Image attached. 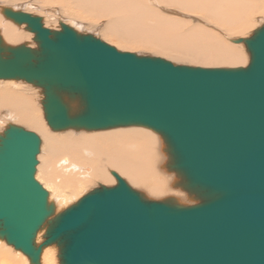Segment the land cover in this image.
<instances>
[{"label":"water","instance_id":"obj_1","mask_svg":"<svg viewBox=\"0 0 264 264\" xmlns=\"http://www.w3.org/2000/svg\"><path fill=\"white\" fill-rule=\"evenodd\" d=\"M3 14L36 46L0 38V79L40 87L50 129L147 127L199 200H150L113 172L115 185L55 214L35 178L40 138L13 124L0 134V237L32 264L50 244L60 264H264V23L235 40L246 66L200 67L121 51L63 23L51 30L28 12Z\"/></svg>","mask_w":264,"mask_h":264},{"label":"bare ground","instance_id":"obj_2","mask_svg":"<svg viewBox=\"0 0 264 264\" xmlns=\"http://www.w3.org/2000/svg\"><path fill=\"white\" fill-rule=\"evenodd\" d=\"M24 1L25 5L29 4ZM35 1L44 7L41 9L45 16L41 20L45 27L51 28L47 18L53 14L49 13L60 12L48 8L49 5H58L67 17L61 12L56 14L59 23L56 30L63 23L81 33L87 28L86 22L93 31L100 30L103 38L96 37L118 50L150 51L153 56L175 64L200 67H244L250 54L243 42L235 40L244 30L264 21V0H34L30 3L39 8ZM18 2L17 6L11 4L12 0H0V38L5 45L25 44L34 48L33 34L24 32L25 24H17L3 14V9L9 8L35 15ZM101 18L105 22L94 25ZM28 85L37 92L41 89L25 81L0 79V127L3 126L4 132L6 126L21 123L39 134L36 178L47 190L55 214L68 203L76 202L91 184H95L93 188L97 184L98 187L115 185L113 172L147 199H172L182 205L198 202L183 187L180 175L169 168V154L159 133L142 126L52 130L44 119L43 100L38 99L39 93L27 92L24 86ZM71 109L77 110V100L71 101ZM44 228L45 224L37 232L35 243L43 240ZM10 247L0 237V264H32L25 254L17 249L13 252ZM58 253L56 244L43 247L39 264H60Z\"/></svg>","mask_w":264,"mask_h":264},{"label":"rangeland","instance_id":"obj_3","mask_svg":"<svg viewBox=\"0 0 264 264\" xmlns=\"http://www.w3.org/2000/svg\"><path fill=\"white\" fill-rule=\"evenodd\" d=\"M13 1L14 0H12V3L11 4H14V3H16L15 5H17V4H19V2H18V0H16V1H14V3H13ZM19 1H21L20 2V4H23V5H25V1H24V3H23V0H19ZM33 1L34 0H27L26 2H27V4H28V2H29V4L28 5H25L24 6V9H26V11H29V8H30V11H31V13H34L35 15H38V16H40L41 18H43V16H45L44 14H42V9L41 8H44L38 1L36 2H34V3H36L35 5H38V7L40 8H35V7H33V5H31L30 3H33ZM18 6V5H17ZM26 6L28 7V9L26 8ZM41 6V7H40ZM58 5H56V7L54 6V5H49V7L48 8H50V9H54V10H56L57 12H61L62 13V15H64V17L66 18L67 16H65V15H67L66 13H63L62 12V10L60 9V7H57ZM55 7V8H54ZM59 10V11H58ZM29 11V12H30ZM44 11V10H43ZM45 11H47V12H49L48 10H45ZM60 12L59 13H55V12H53V13H49V14H53L52 16H50L48 13V15H49V17L47 18L48 20H47V24L48 25H50V22H51V28H53V30H56V29H58L59 28V26H57V24L59 25V23L57 22L58 21V19H56V17L58 16V15H56V14H59V15H61L60 14ZM55 15V16H54ZM69 16V15H68ZM105 20L106 19H104V18H101L100 20H96V21H94V25H96L97 24V26H101V24L102 23H104L105 22ZM87 21V20H86ZM54 25H53V24ZM262 23H264V21H262ZM262 23H260L261 25H262ZM260 24H257V25H254L253 27H250L249 28V30L248 29H246V30H244L243 31V35H239V36H237V37H239V38H242V37H250V35L255 31V29L254 28H258V27H260ZM47 25V26H48ZM259 25V26H258ZM89 24H87L86 22H85V27H87L86 29H84V31L83 30H81L80 32L82 33V34H85V33H90V34H92V35H94V36H98V37H100V38H103L102 36H100V34H99V32H100V30L99 29H97V30H99V32L97 31H93V27L92 26H89ZM92 27V28H91ZM95 28H96V26H94ZM24 28H25V25H24ZM48 28L49 29H51L50 28V26H48ZM91 28V29H90ZM94 28V30H96ZM256 28V29H257ZM89 29H90V31H89ZM214 30H216V29H214ZM254 30V31H253ZM24 32L25 33H31V32H29L28 30H26V28L24 29ZM251 32V33H250ZM95 33L97 34V35H95ZM247 34H250L249 36L247 35ZM31 42H33V43H35L34 42V40H33V38L31 39ZM234 43V42H233ZM116 45V44H115ZM120 48V47H119ZM134 53H138V54H148V55H152V52H150V51H145V50H139V49H135V50H132ZM246 51V50H245ZM130 52V51H129ZM149 52V53H148ZM151 53V54H150ZM248 52L246 51V53L245 54H247ZM153 56V55H152ZM248 56V55H247ZM159 57V56H158ZM163 58V57H162ZM249 58V57H248ZM249 59H247V61H248ZM170 61V60H169ZM172 62V61H171ZM174 63V62H173ZM176 64H178V63H176ZM181 64H183V65H190L189 63H181ZM248 64V62L246 63V64H244V65H242V66H246ZM190 66H196V65H194V64H191ZM21 82L22 80H15L14 79V83L15 82ZM24 88L26 89V91L27 92H31V93H33V94H35V95H37L38 93H39V95H38V99L39 100H43L44 99V95H43V90L42 89H40V91L39 92H37V90H36V88H33V87H30L29 85L26 87V86H24ZM37 93H36V92ZM41 115H42V112H41ZM45 123V122H44ZM17 125H19V126H22V127H24V128H26V129H28L27 127H25V125L24 124H21V123H16ZM21 124V125H20ZM3 126L1 125V127H0V133H2L3 132V128H2ZM7 128V126L5 127V129ZM49 129V128H48ZM28 130H31V129H28ZM31 131H33V130H31ZM35 132V131H34ZM38 136H39V134L37 133V132H35ZM39 138H40V136H39ZM41 139V138H40ZM35 178H36V171H35ZM36 180L43 186V184H42V182H40L37 178H36ZM94 185L95 184H91L88 188L86 187L83 191L85 192H82L81 194H80V196H82V195H84V194H86L89 190H91V188L92 189H94L93 187H94ZM98 185H100V184H97V186L95 187V188H97L98 187ZM45 189V188H44ZM87 189V190H86ZM139 191V190H138ZM151 200V199H150ZM154 200V199H153ZM160 200H162V199H160ZM75 202V201H74ZM74 202H72V203H68V205H66L67 207L69 206V205H71V204H73ZM66 206L63 208V209H65L66 208ZM62 209V210H63ZM59 211H61V210H59ZM58 211V212H59ZM43 241V240H42ZM41 241V242H42ZM12 250L11 251H13L14 252V247L11 245V247H10Z\"/></svg>","mask_w":264,"mask_h":264}]
</instances>
